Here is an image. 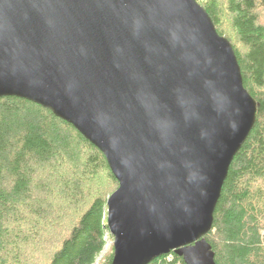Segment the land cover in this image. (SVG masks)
Wrapping results in <instances>:
<instances>
[{"label":"water","instance_id":"water-1","mask_svg":"<svg viewBox=\"0 0 264 264\" xmlns=\"http://www.w3.org/2000/svg\"><path fill=\"white\" fill-rule=\"evenodd\" d=\"M3 96L103 153L111 264H216L205 235L258 103L197 0H0Z\"/></svg>","mask_w":264,"mask_h":264},{"label":"trees","instance_id":"trees-1","mask_svg":"<svg viewBox=\"0 0 264 264\" xmlns=\"http://www.w3.org/2000/svg\"><path fill=\"white\" fill-rule=\"evenodd\" d=\"M197 2L231 43L258 103L205 239L216 264H264V0ZM109 185L118 182L103 153L70 123L27 99L0 97V264H93L106 243ZM148 264L185 262L171 251Z\"/></svg>","mask_w":264,"mask_h":264},{"label":"rangeland","instance_id":"rangeland-1","mask_svg":"<svg viewBox=\"0 0 264 264\" xmlns=\"http://www.w3.org/2000/svg\"><path fill=\"white\" fill-rule=\"evenodd\" d=\"M228 26H229V23L225 21V24H224L223 28L226 31H228V33L230 32L229 34L231 36H233L232 35L233 32L230 30V28ZM104 188H106L108 190L110 189L108 191L109 193L110 192L112 193L116 189V187L114 185L105 186ZM105 211H106V208H105ZM105 240H106L105 246H104L103 250L98 255V257L96 258V260H95V262L93 264H104L106 259H107V257L109 256V254L113 252V243H112L113 238H112V235L109 233V231H107V233H106Z\"/></svg>","mask_w":264,"mask_h":264}]
</instances>
